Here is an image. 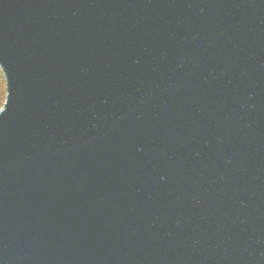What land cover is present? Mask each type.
Wrapping results in <instances>:
<instances>
[{
  "label": "water",
  "instance_id": "1",
  "mask_svg": "<svg viewBox=\"0 0 264 264\" xmlns=\"http://www.w3.org/2000/svg\"><path fill=\"white\" fill-rule=\"evenodd\" d=\"M0 264H264V0H0Z\"/></svg>",
  "mask_w": 264,
  "mask_h": 264
},
{
  "label": "rangeland",
  "instance_id": "2",
  "mask_svg": "<svg viewBox=\"0 0 264 264\" xmlns=\"http://www.w3.org/2000/svg\"><path fill=\"white\" fill-rule=\"evenodd\" d=\"M6 81L4 78V73L3 70H1L0 68V110L3 108L4 106V102H5V98H6Z\"/></svg>",
  "mask_w": 264,
  "mask_h": 264
}]
</instances>
